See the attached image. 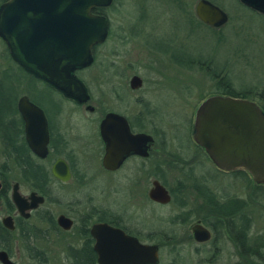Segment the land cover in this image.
I'll return each instance as SVG.
<instances>
[{"label":"rangeland","instance_id":"obj_1","mask_svg":"<svg viewBox=\"0 0 264 264\" xmlns=\"http://www.w3.org/2000/svg\"><path fill=\"white\" fill-rule=\"evenodd\" d=\"M210 1L228 15L220 28L199 23L197 0H114L105 10L112 23L109 41L95 48L97 57L91 67L78 71L92 93V103L99 108L108 104L131 115L141 108L145 112L144 102H148L156 109L157 147L169 158V164L161 168V182L178 201L150 203L144 192L153 177L137 173L131 163L116 174L103 171L97 160L102 154L95 126L88 124L83 111L73 110L71 103L62 104L75 134L86 136V143L74 141L71 147L79 159H87L83 167L93 177L87 187L100 189L105 187L103 180L109 179L111 187L120 189L119 195L91 194L93 203L109 199L110 208L120 211L126 224L136 226L142 237L151 231L158 235L155 241L146 237L160 245L157 264H248L223 228L215 233L210 227L214 213L206 197L199 198L193 191L196 187L199 194L207 191L217 200L244 199V213L251 220L249 234L264 241V202L250 198L254 188L250 176L220 171L195 145L191 132L197 107L217 91L219 80L236 91L251 89L255 94L252 92L250 100L264 104V15L238 0ZM167 43L165 52L172 59L160 50ZM4 70L13 74L14 68L0 40V77ZM133 74L143 79L138 90L128 85ZM139 95L143 99L137 102ZM176 156L183 159H172ZM179 201L183 206L177 205ZM198 219L211 231L207 241L192 238L189 225ZM261 250V259L250 258L264 264V246ZM16 260L33 264L23 254Z\"/></svg>","mask_w":264,"mask_h":264},{"label":"flooded vegetation","instance_id":"obj_2","mask_svg":"<svg viewBox=\"0 0 264 264\" xmlns=\"http://www.w3.org/2000/svg\"><path fill=\"white\" fill-rule=\"evenodd\" d=\"M7 1L10 0H1L0 5ZM113 1L108 6L95 7L92 10L95 14L105 16L108 24L107 35L102 43L92 47L91 64L75 71L76 76L82 81L89 94V99L86 102H78L74 98L65 96L47 81L25 70L13 59L6 43L0 38L4 45V54L14 68L13 74L9 73L7 78L0 77V82L6 85L8 97L7 109L4 114L0 110V253L4 252L7 259L15 264H21L16 258L22 254L33 264H100L98 262L99 253L96 249L97 240L92 233L94 227L100 225L122 230L125 234L135 237L140 243L156 244L160 250L159 244L148 242L155 241L158 235H152L151 231L142 237L143 235L136 226L133 227L128 222L126 224L120 211L110 208L109 199L103 200V203L100 204L93 203L91 194L108 195L112 193L119 195L120 189L111 187L109 179L103 180L105 187L100 189L87 187L93 178L87 172L86 167H83L84 163L87 164V159H79L71 147V143L74 141L86 143V136L75 134L73 131L75 127H73L70 118L63 115V102L71 103L74 106L73 110L83 111L88 124L95 126L102 154L97 160L103 171L116 174L131 163L137 173L143 174L147 178L153 177L151 186L146 189V193L144 192L150 203L166 205L171 201H178L164 182H161V174L164 173L161 168L163 165L169 164V158L157 147V124L153 116L158 114L156 109H151L148 102H144L145 112L141 108L137 114L131 115L120 108L109 107L108 104L99 108L92 103V93L86 82L78 75V71L87 69L94 64L97 57L95 48L110 39L112 23L105 10L112 5ZM168 46L167 43L166 48L163 47L160 50L162 54H167L169 59H172L169 53L165 52L168 50ZM136 75H131L128 81L131 90H138L143 85L142 77L137 75L141 78V84L138 88L131 87L130 81ZM116 91L114 90L115 96L120 100L121 96ZM211 95H216V93H211ZM22 97H26L28 102L38 109V113L31 111L27 118L23 117L19 111V101ZM142 99L141 95L135 98L137 102ZM111 113L123 117L132 134L144 133L152 138L146 143V155L129 154L115 169L103 165L105 143L100 135V123ZM43 123H45L47 142L42 156L31 148L26 126L28 124L31 127V139L37 145L40 142L36 138ZM77 129L79 130L78 127ZM191 132L193 134V126ZM195 145L206 153L202 146L197 143ZM207 157L209 158L208 155ZM172 159L183 158L176 156ZM58 160H63L68 167L69 178L67 180L58 178L52 173V167ZM155 180L167 189L169 195L167 203H160L150 197L149 192ZM193 191L199 198H203V193L199 194V188H193ZM15 194L24 202L20 207L15 201ZM39 199H41L40 202ZM177 203V205L183 206L182 201ZM117 208L120 210L119 207ZM197 222L204 225L199 219L189 225L194 241L196 240L193 237L192 226ZM0 264L5 263L0 259Z\"/></svg>","mask_w":264,"mask_h":264},{"label":"water","instance_id":"obj_3","mask_svg":"<svg viewBox=\"0 0 264 264\" xmlns=\"http://www.w3.org/2000/svg\"><path fill=\"white\" fill-rule=\"evenodd\" d=\"M111 1L10 0L0 5V38L25 70L65 96L86 102L89 94L75 71L91 64L92 47L102 43L107 35L105 16L92 10L108 6ZM239 1L264 15V0ZM195 14L203 23L217 28L228 19L227 13L210 0H197ZM140 84L141 78L133 76L131 87L138 88ZM19 111L25 118L31 111L38 113L26 97L20 99ZM31 131L27 124L31 148L43 156L47 142L45 123L36 138L39 144L32 141ZM100 135L105 143L103 165L111 169L117 168L129 154L146 155V143L152 140L144 133L132 134L126 120L112 113L101 121ZM192 137L219 169L245 170L255 183L264 184V111L256 102L219 94L208 96L196 109ZM52 173L63 180L69 178L63 160L54 164ZM149 195L160 203L169 201L167 189L157 180L153 181ZM14 196L20 207L24 202ZM92 233L97 240L100 264L159 262L156 244L140 243L135 237L107 225L94 227ZM192 233L197 242L211 237L210 230L199 222L192 226ZM0 259L5 264H15L4 252L0 253Z\"/></svg>","mask_w":264,"mask_h":264},{"label":"trees","instance_id":"obj_4","mask_svg":"<svg viewBox=\"0 0 264 264\" xmlns=\"http://www.w3.org/2000/svg\"><path fill=\"white\" fill-rule=\"evenodd\" d=\"M199 23L203 24L201 21H199ZM7 76H9V73L4 70V72H2L1 74V77L5 79L7 78ZM5 86L6 85L4 83L0 82V110L1 113L3 114L4 111L7 109V101H8ZM216 86H217V91H215L216 94L253 99L251 98V95L252 92L254 93V91H252L251 89L236 91L228 83H225V81H221V80L217 82ZM262 94L263 92L262 93L260 92L259 96L261 98L263 97ZM260 106L264 110V104H260ZM219 170L227 173L233 172V173H238L240 175L250 176V174L247 171L241 169L231 170V171H225L222 169ZM248 179L251 180L250 182L254 183V188L253 191L250 193V198L255 201L259 200L260 202H264V184L255 183L252 180L251 176L248 177ZM204 192H205L204 196L207 199V204L210 206L211 210L213 211L214 213L213 216L215 218V220L212 223H209L210 227L215 231V233L218 227L223 228L225 230L226 234L233 240L239 254L241 255V258L243 259V262L245 263L248 262V264H259L255 258H257L258 260L261 259L263 255L261 249L264 246V241H262L261 237L259 236L251 237V235L249 234L251 220L244 213V210L247 207L245 200L241 198H229L227 200H217L214 199L213 198L214 196L212 197L207 191ZM253 256L255 258L251 259L250 257Z\"/></svg>","mask_w":264,"mask_h":264}]
</instances>
